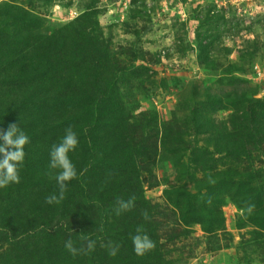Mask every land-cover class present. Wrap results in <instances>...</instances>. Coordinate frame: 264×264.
Wrapping results in <instances>:
<instances>
[{"label":"clouds","instance_id":"1","mask_svg":"<svg viewBox=\"0 0 264 264\" xmlns=\"http://www.w3.org/2000/svg\"><path fill=\"white\" fill-rule=\"evenodd\" d=\"M30 143L28 135L17 125H9L7 131L0 132V189L7 188L11 184L20 183V169L25 160V146ZM79 146V140L75 131L69 126L62 140L58 144H54L50 150V164L49 167L55 172V180L58 186L56 194L46 197L47 204H59L65 198V192L68 184L77 178V170L69 154L75 152ZM209 183L215 184V180L210 179ZM135 197L128 200L117 199V207L114 209L117 215L122 212L131 210L134 207ZM255 205L249 204L244 210L248 214L254 211ZM243 215V212L241 213ZM145 220L149 219L148 213H142ZM246 218V217H245ZM132 243L134 251L137 256H143L147 252L155 249V242L144 233L143 227H137L136 235L132 236ZM96 241L87 239L84 247L78 249L74 246V242L69 239L65 242V248L73 256L78 255L80 252L95 251ZM108 247L111 248L110 255H116L119 245L113 246L109 242Z\"/></svg>","mask_w":264,"mask_h":264},{"label":"rangeland","instance_id":"2","mask_svg":"<svg viewBox=\"0 0 264 264\" xmlns=\"http://www.w3.org/2000/svg\"><path fill=\"white\" fill-rule=\"evenodd\" d=\"M11 0H0V132L10 125ZM10 258V185L0 189V264Z\"/></svg>","mask_w":264,"mask_h":264}]
</instances>
